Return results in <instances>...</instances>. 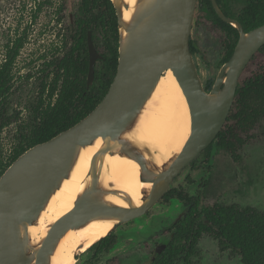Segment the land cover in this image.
<instances>
[{
	"label": "water",
	"instance_id": "water-1",
	"mask_svg": "<svg viewBox=\"0 0 264 264\" xmlns=\"http://www.w3.org/2000/svg\"><path fill=\"white\" fill-rule=\"evenodd\" d=\"M112 2L118 18L119 61L107 93L83 119L28 148L0 177V264H51L61 238L70 229L105 218L118 220L115 229L145 214L164 196L170 183L216 139L227 121L244 69L264 45V24L245 31L240 21L227 17L217 0H212L218 15L237 28L239 37L208 91L190 49L197 0H139L127 24L123 10L130 5L124 0ZM87 41L90 85L102 54L91 31ZM169 68L186 96L191 131L181 150L157 171L124 135L133 128L163 72ZM99 137L104 143L93 156L90 185L77 198L73 209L49 226L40 244L32 245L28 226L37 221L52 194L69 177L80 149ZM107 152L136 160L141 166V180L153 183L140 207L134 206L127 196V208L103 199L105 193H119L104 190L99 184L98 161ZM161 249V245L157 246L156 255Z\"/></svg>",
	"mask_w": 264,
	"mask_h": 264
},
{
	"label": "rangeland",
	"instance_id": "rangeland-1",
	"mask_svg": "<svg viewBox=\"0 0 264 264\" xmlns=\"http://www.w3.org/2000/svg\"><path fill=\"white\" fill-rule=\"evenodd\" d=\"M83 3L84 0H0L1 57L5 59L7 54L18 51L7 98L10 121L0 133V177L23 148L31 146L36 122L53 104L56 96L51 102L48 92L57 64L67 53L85 47L83 27L89 16L83 14ZM91 11L96 14L98 7L93 6ZM91 33L99 53H105L106 38L114 39L113 31L92 23ZM223 37L220 30L193 25L192 38L199 48L194 59L205 85L215 81L225 63ZM20 43L22 46L17 48ZM96 64L101 67L100 61ZM60 84L58 80L57 88ZM250 135L238 160L214 143L209 154L201 153L170 183L164 196L146 214L109 233L116 237L109 251H77L75 264H150L155 247L168 243L169 227L188 207L169 193L171 189L196 196L199 209L208 203H237L264 211V119L258 120ZM198 247L199 256L194 258L197 264H242L240 256L221 252L217 241L208 234L201 237Z\"/></svg>",
	"mask_w": 264,
	"mask_h": 264
},
{
	"label": "trees",
	"instance_id": "trees-1",
	"mask_svg": "<svg viewBox=\"0 0 264 264\" xmlns=\"http://www.w3.org/2000/svg\"><path fill=\"white\" fill-rule=\"evenodd\" d=\"M200 5L213 12L215 17L225 23L216 14L210 0H198ZM93 6L98 7L96 14ZM83 14L89 16L85 23V47L76 52L67 53L58 65L53 85L48 92L49 105L43 118L37 121L30 136L31 146L49 140L61 131L68 129L90 113L107 93L119 61V28L116 9L112 0H84ZM245 31L264 24V0H244L242 17L239 18ZM92 23L113 31L114 39L107 37L106 52L102 53L101 67L96 64L95 78L88 85L89 54L88 32ZM235 41L224 57V62L231 57L238 40V30L234 28ZM22 46V43L17 46ZM194 53V46L191 45ZM18 51L7 54L2 59L0 54V133L9 123L8 94L12 88V66ZM61 80L59 88L56 83ZM212 82L205 86L211 89ZM259 119H264V45L252 57L242 73L236 90L233 106L226 123L216 139L202 152L209 154L214 143L226 150L232 158L238 160L240 150L252 138L250 132ZM30 146V147H31ZM16 156L18 158L28 148ZM15 158V159H16ZM187 206L182 218L171 226L172 236L163 252L152 264H197L194 258L199 256V241L204 234L213 237L221 252L240 256L242 264H264V211L257 207L237 203H208L198 208L197 197L184 190L171 189ZM207 220V221H206ZM116 243V237L109 234L102 237L91 248L95 254L109 250Z\"/></svg>",
	"mask_w": 264,
	"mask_h": 264
},
{
	"label": "bare ground",
	"instance_id": "bare-ground-1",
	"mask_svg": "<svg viewBox=\"0 0 264 264\" xmlns=\"http://www.w3.org/2000/svg\"><path fill=\"white\" fill-rule=\"evenodd\" d=\"M129 9L123 10V21L129 23L136 11L139 0H124ZM124 35L126 31L122 28ZM138 124V126H137ZM191 131V115L185 94L171 68L163 72L153 94L146 102L137 122L128 131L126 138L140 150L149 166L160 168L177 154ZM103 139L80 149L69 177L52 194L37 221L28 226L31 244L38 246L46 235L49 226L73 209L75 201L90 185V167L93 156L103 146ZM170 150V151H169ZM99 184L104 190H117L119 193H105L103 199L114 205L129 207V201L140 207L146 191L152 182L141 180L140 164L126 155L107 152L98 161ZM115 218L96 219L78 229H70L60 240L51 264H75L77 251H86L107 236L117 223Z\"/></svg>",
	"mask_w": 264,
	"mask_h": 264
},
{
	"label": "flooded vegetation",
	"instance_id": "flooded-vegetation-1",
	"mask_svg": "<svg viewBox=\"0 0 264 264\" xmlns=\"http://www.w3.org/2000/svg\"><path fill=\"white\" fill-rule=\"evenodd\" d=\"M211 1V4H212V7L213 9L215 10L214 6H213V3H212V0ZM217 3L219 4L221 10L224 12V14L231 18V19H235V20H239L240 17H242V13H243V0H217ZM216 12V10H215ZM216 14L218 15V13L216 12ZM219 16V15H218ZM220 17V16H219ZM221 18V17H220ZM222 19V18H221ZM223 22L225 23H228L231 25L230 26H226L224 25L221 21H219V19H217L215 17V15L213 14V12L210 10V8L208 7L207 9L203 8L200 3L198 2L197 0V3H196V8H195V14H194V21H193V25L194 24H197L199 23L200 25L202 26H205L207 28H211L212 30L214 31H222L224 33V37L222 38V44H223V48L225 49V54H224V57L227 55L228 51L230 50L231 46L233 45L234 41H235V31H234V28H236L233 24L225 21L222 19ZM241 22V21H240ZM193 25H192V30H193ZM237 29V28H236ZM192 30H191V34H190V49H191V45L194 46V53L193 54V57L196 53H198L199 51V48L196 44V42L193 40L192 38ZM239 33V32H238ZM239 37V36H238ZM238 41V40H237ZM236 46V45H235ZM192 52V51H191ZM195 60V59H194ZM197 66V65H196ZM214 83V82H213ZM213 83H212V86H213ZM204 84V83H203ZM209 84V83H208ZM207 85V84H206ZM204 84V86H206ZM211 86V87H212ZM210 87V88H211ZM195 161V160H194ZM193 161V162H194ZM192 162V163H193ZM191 163V164H192ZM190 164V165H191ZM188 210V207L186 210H184L180 215H184L186 213V211ZM147 213V212H146ZM145 213V214H146ZM144 215V214H143ZM180 215L173 221L172 225L179 221L181 218ZM171 225V226H172ZM171 226L169 227V231H170V237L172 236V232H171ZM169 237V239H170ZM161 245V244H159ZM157 245V246H159ZM157 246L155 247V250H154V253H153V256L151 257V263L163 252L165 245H161L162 246V249L161 251L159 252L158 255H156V248ZM112 248V247H111ZM110 248V249H111ZM109 249V250H110ZM109 250H103V251H109ZM220 250V249H219ZM102 252V251H101ZM95 253V252H94ZM100 253V252H99Z\"/></svg>",
	"mask_w": 264,
	"mask_h": 264
}]
</instances>
